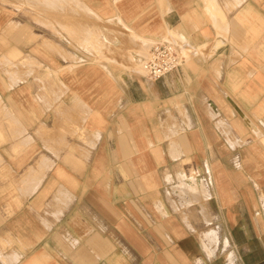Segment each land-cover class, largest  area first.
I'll list each match as a JSON object with an SVG mask.
<instances>
[{
    "label": "crops",
    "instance_id": "obj_1",
    "mask_svg": "<svg viewBox=\"0 0 264 264\" xmlns=\"http://www.w3.org/2000/svg\"><path fill=\"white\" fill-rule=\"evenodd\" d=\"M51 1L26 20L83 5L115 50L66 60L0 0V264H264V0ZM159 41L183 63L150 80Z\"/></svg>",
    "mask_w": 264,
    "mask_h": 264
},
{
    "label": "rangeland",
    "instance_id": "obj_2",
    "mask_svg": "<svg viewBox=\"0 0 264 264\" xmlns=\"http://www.w3.org/2000/svg\"><path fill=\"white\" fill-rule=\"evenodd\" d=\"M23 2V0H20ZM48 2H52L51 0H47ZM43 4V0H35V5L41 7ZM81 10L77 11L81 14V20L78 22L79 26L77 28V34L74 32L76 29L74 28V21H70L69 19L66 21V25L63 27H60L59 21L57 20H50L48 19L50 17L49 13L46 14V19H44L42 11L36 8L35 15L32 21H27V8L26 4H20L19 11L20 14H22V17H24L23 20V26L30 27L31 29H34L36 36L35 40L39 41L42 47H44L46 50L50 51V49L55 48V53L57 55L62 56L64 59L72 61V62H79L82 63L84 61H105L107 59V55H112L115 50L114 45L112 42H110L105 36L104 32L106 29V21L102 18L98 17L96 14L92 13L89 10H85V6L81 5ZM75 6L74 3H70V0H68V14L70 10H74ZM84 8V9H83ZM69 16V15H68ZM42 23H41V22ZM45 23V24H44ZM62 32V34L60 33ZM49 34H52L53 36H48ZM50 38L53 39L57 44L55 47H50ZM173 40V39H172ZM146 52V51H145ZM144 53H140L141 56H143ZM40 55V54H39ZM41 56V55H40ZM140 56H137L138 63L140 61ZM38 60V58H35ZM131 60H133L132 57H130ZM39 61V60H38ZM139 64H133V69H135L137 72L144 74V71L142 70L141 66ZM194 184H180L177 185V188L181 191H190L194 196L201 193V191H197L199 189L202 190V195L206 198L209 197V191L207 189H204L203 186L192 188L190 186H193ZM187 188L183 190V188ZM199 192V193H198ZM224 221L222 215L218 218L216 214H211L210 216V225L207 224V227H203L201 229H195V236L200 241V237L203 234V237L205 236L207 239H204L203 241H207L209 239H212V237H216L218 241V235L224 236L225 234H228L229 230L224 229H214L216 223L218 220ZM243 222H245V226L248 224V218L246 215H242L240 218ZM206 220V221H205ZM204 221L207 223L209 222L208 217L205 215ZM210 228V229H209ZM246 233H242L241 231L234 230L231 231V235L235 238H241L245 236H251L250 235V229L244 230ZM211 237V238H208ZM201 242V241H200ZM214 244V243H213ZM204 246V244H203Z\"/></svg>",
    "mask_w": 264,
    "mask_h": 264
},
{
    "label": "built area",
    "instance_id": "obj_3",
    "mask_svg": "<svg viewBox=\"0 0 264 264\" xmlns=\"http://www.w3.org/2000/svg\"><path fill=\"white\" fill-rule=\"evenodd\" d=\"M182 63L177 45L169 41L154 42L140 59L141 68L150 80H158L177 71Z\"/></svg>",
    "mask_w": 264,
    "mask_h": 264
},
{
    "label": "bare ground",
    "instance_id": "obj_4",
    "mask_svg": "<svg viewBox=\"0 0 264 264\" xmlns=\"http://www.w3.org/2000/svg\"><path fill=\"white\" fill-rule=\"evenodd\" d=\"M33 1V0H32ZM37 1V0H36ZM36 6V5H35ZM84 9V8H83ZM41 22V21H40ZM42 23V22H41ZM45 24V23H44ZM65 26V25H64ZM63 27V26H62ZM142 52V51H141ZM143 53V52H142ZM183 53V52H182ZM140 66V65H139ZM194 184V183H193ZM190 187H192V188H195L196 186H195V184L193 185V186H190ZM208 238H211V237H209L208 236ZM204 239H207L205 236L203 237V240ZM209 242H207V241H203V244H204V248H206L207 250L209 249L208 248V244H213V246H215L216 245V243H217V238L216 237H212V239H209L208 240ZM213 248H215V247H213ZM213 248H211V249H213Z\"/></svg>",
    "mask_w": 264,
    "mask_h": 264
}]
</instances>
